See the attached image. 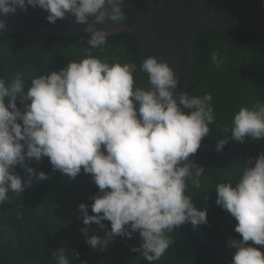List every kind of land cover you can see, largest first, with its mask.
I'll return each mask as SVG.
<instances>
[{
    "label": "clouds",
    "instance_id": "9594fccd",
    "mask_svg": "<svg viewBox=\"0 0 264 264\" xmlns=\"http://www.w3.org/2000/svg\"><path fill=\"white\" fill-rule=\"evenodd\" d=\"M29 6L45 10L51 24L74 17L75 24L86 26L88 48L85 58L33 77L27 90L22 72L11 80L0 77V205L9 201V193L19 198L34 180L48 179L29 167L47 157L54 172L74 180L83 171L99 189L87 197L93 215L83 203L79 211L85 226L103 228L109 221L110 231L107 239L88 237L87 245L104 251L112 238L139 233L142 243L131 251L154 264L169 249L175 229L208 224L207 209L197 210L186 193L189 182L201 188L204 168L192 157L209 136V126L216 124L225 134L216 140L217 154L230 140H264V102L241 106L229 128L216 120L210 93L176 92L179 80L167 62L152 56L143 60L139 70L150 83L144 89L137 86L136 63L94 56L92 50L103 52L111 35L96 26L122 24L125 0H0V32L7 30L9 15ZM211 61L220 68L227 58L215 50ZM17 166L27 179L16 173ZM215 190L216 205L237 222L240 238L226 241L234 250L231 264H264V152L248 159L235 182L227 179ZM88 231L81 229L86 237ZM51 255L56 264H71L64 247Z\"/></svg>",
    "mask_w": 264,
    "mask_h": 264
},
{
    "label": "trees",
    "instance_id": "16d2710c",
    "mask_svg": "<svg viewBox=\"0 0 264 264\" xmlns=\"http://www.w3.org/2000/svg\"><path fill=\"white\" fill-rule=\"evenodd\" d=\"M87 38V35H77L21 43L20 37L0 36V77L11 80L17 72H22L27 90L33 77L59 71L69 61L85 58L88 45L84 41ZM215 50L227 58L220 68L211 61V53ZM92 54L107 58L109 63L137 64L136 39L129 33L109 36L104 51L95 49ZM194 57L193 78L187 93L199 96L210 93L219 123L230 128L233 116L241 106L252 107L257 102H264V26L204 31L194 39ZM134 75L137 78V73ZM17 104L22 107L19 102ZM209 127V136L202 144L225 136L216 124ZM255 154H240L204 174L200 189L189 182L186 194L195 199L215 190L218 183L227 179L235 182L248 159ZM29 167L37 174L46 173L48 179L34 180L19 198L9 193V201L0 205V264H56L51 254L61 247L66 249L71 264H148L139 252L131 251L142 243L139 233H134L137 235L136 246L120 236L112 238L104 251L93 250L87 245L88 237L96 235L107 239L110 231L109 221H103V228L94 223L83 224L79 205H89L88 214L93 215L90 207L93 201L87 195L94 196L99 192L92 177L87 176L89 174L82 171L74 180L69 179L59 171L54 172L47 157L39 163L32 160ZM15 171L27 179L28 174L22 167L17 166ZM207 213L208 224L198 226L197 231L209 242L234 255V250L226 247V241L240 238L234 231L237 222L220 207L207 209ZM84 227L89 228L87 237L81 232ZM178 231L179 228L169 234L173 242L154 264H204L189 258L180 244ZM122 245L123 249L119 250Z\"/></svg>",
    "mask_w": 264,
    "mask_h": 264
},
{
    "label": "water",
    "instance_id": "95a60500",
    "mask_svg": "<svg viewBox=\"0 0 264 264\" xmlns=\"http://www.w3.org/2000/svg\"><path fill=\"white\" fill-rule=\"evenodd\" d=\"M127 19L122 24L107 21L97 25L112 35L129 33L137 44V86L148 89L146 73L139 70L149 56L167 62L173 69L179 86L176 92H188L194 72V39L204 31L246 29L264 26V0H125ZM48 13L40 8L28 7L27 12L17 11L7 17V30L0 36L22 38L21 43L32 39H51L89 35L86 26L74 23V17L47 21ZM224 138V137H223ZM220 138V139H223ZM218 140V139H216ZM216 140L202 144L192 160L204 168V174L243 153L264 152V140L247 139L243 144L229 141L222 153L217 154ZM203 174V175H204ZM205 197H208L207 199ZM216 190L193 199L197 210L218 207ZM179 241L190 259L205 264H231L233 254L203 238L197 228L188 223L178 231ZM264 252V248L260 249Z\"/></svg>",
    "mask_w": 264,
    "mask_h": 264
},
{
    "label": "flooded vegetation",
    "instance_id": "af4514ba",
    "mask_svg": "<svg viewBox=\"0 0 264 264\" xmlns=\"http://www.w3.org/2000/svg\"><path fill=\"white\" fill-rule=\"evenodd\" d=\"M91 179V175H87ZM92 180V179H91ZM93 181V180H92ZM91 195L88 194L87 197H90ZM138 234V233H137ZM129 243H132L134 246H136L135 242H137V235L133 234L132 238L129 239Z\"/></svg>",
    "mask_w": 264,
    "mask_h": 264
}]
</instances>
